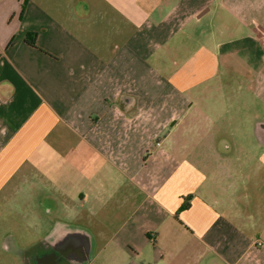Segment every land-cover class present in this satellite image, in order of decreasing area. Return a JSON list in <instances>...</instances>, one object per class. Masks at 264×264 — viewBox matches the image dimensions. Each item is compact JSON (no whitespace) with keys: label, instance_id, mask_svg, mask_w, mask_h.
Here are the masks:
<instances>
[{"label":"crops","instance_id":"1","mask_svg":"<svg viewBox=\"0 0 264 264\" xmlns=\"http://www.w3.org/2000/svg\"><path fill=\"white\" fill-rule=\"evenodd\" d=\"M263 34L264 0H0V214L71 211L44 236L87 264H264Z\"/></svg>","mask_w":264,"mask_h":264},{"label":"rangeland","instance_id":"2","mask_svg":"<svg viewBox=\"0 0 264 264\" xmlns=\"http://www.w3.org/2000/svg\"><path fill=\"white\" fill-rule=\"evenodd\" d=\"M109 168L107 166L105 172H108L109 177H111L113 171ZM107 187H110V183L106 184ZM45 205L48 208L53 207L50 206L51 203L48 204V201H45ZM44 209L39 210L37 214L34 212V218H28L26 212L18 211L19 214L18 212L10 210V208L1 211L0 264H33L29 259L26 262L25 255L30 256V258L32 257L34 247L45 238L44 235L51 229V223L58 219L61 221L67 220L68 223L73 224V219L76 218L71 215V211L69 210L67 212H64L65 210L54 212L48 215ZM76 213L79 214L80 211H76ZM30 221L34 222L31 223ZM94 252L95 250H93Z\"/></svg>","mask_w":264,"mask_h":264},{"label":"flooded vegetation","instance_id":"3","mask_svg":"<svg viewBox=\"0 0 264 264\" xmlns=\"http://www.w3.org/2000/svg\"><path fill=\"white\" fill-rule=\"evenodd\" d=\"M82 233L60 227L54 236H45L36 244L32 257H26L33 264H84L88 252Z\"/></svg>","mask_w":264,"mask_h":264},{"label":"water","instance_id":"4","mask_svg":"<svg viewBox=\"0 0 264 264\" xmlns=\"http://www.w3.org/2000/svg\"><path fill=\"white\" fill-rule=\"evenodd\" d=\"M58 229L59 228H56L53 231V236H54L55 232H57ZM69 229H71L72 231L77 232V233H82L84 235L85 240H86V246L85 247H87V252H88V256H87V259L85 260L84 264L89 263L92 259L93 250H94V241H93L92 234L89 232V230H86V229H79V228H69Z\"/></svg>","mask_w":264,"mask_h":264},{"label":"trees","instance_id":"5","mask_svg":"<svg viewBox=\"0 0 264 264\" xmlns=\"http://www.w3.org/2000/svg\"><path fill=\"white\" fill-rule=\"evenodd\" d=\"M35 36H36V34H31V38L29 39V43H31L32 45H34L35 44Z\"/></svg>","mask_w":264,"mask_h":264},{"label":"built area","instance_id":"6","mask_svg":"<svg viewBox=\"0 0 264 264\" xmlns=\"http://www.w3.org/2000/svg\"><path fill=\"white\" fill-rule=\"evenodd\" d=\"M255 244H257V245H263V243L261 241H257V243H255Z\"/></svg>","mask_w":264,"mask_h":264}]
</instances>
